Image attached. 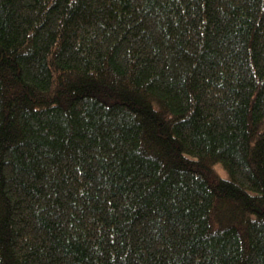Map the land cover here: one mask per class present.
Here are the masks:
<instances>
[{
	"label": "trees",
	"instance_id": "16d2710c",
	"mask_svg": "<svg viewBox=\"0 0 264 264\" xmlns=\"http://www.w3.org/2000/svg\"><path fill=\"white\" fill-rule=\"evenodd\" d=\"M0 264H264V0H0Z\"/></svg>",
	"mask_w": 264,
	"mask_h": 264
}]
</instances>
